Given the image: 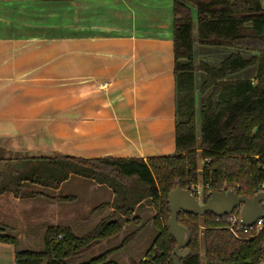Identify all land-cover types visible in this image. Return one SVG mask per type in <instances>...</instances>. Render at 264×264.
Here are the masks:
<instances>
[{
	"label": "trees",
	"instance_id": "16d2710c",
	"mask_svg": "<svg viewBox=\"0 0 264 264\" xmlns=\"http://www.w3.org/2000/svg\"><path fill=\"white\" fill-rule=\"evenodd\" d=\"M195 43L243 50L232 52L218 67L198 63L205 74L200 93L203 100L207 96L199 127L193 96ZM244 52L256 54L243 57ZM173 56L176 116L181 104L187 117L175 122L174 155L146 160L71 155L0 158V242L14 246L15 264H122L113 259L121 251L132 254L137 264H173L175 241L168 228L167 201L171 190L189 189L200 181L204 201L212 190L255 194L264 182V0H173ZM250 65L256 66L253 81L228 79ZM69 177L105 185L113 193L110 203L88 213L113 209L89 230L77 224L75 195L51 196L30 187L58 190ZM143 202L154 212L148 222L157 233L132 253L131 246L145 227L131 215ZM215 218L210 212L179 213L178 221L190 233V253L177 259L179 264H264V224L257 232L236 236ZM130 223L136 226L126 229ZM41 237L43 247L37 249L40 242H35ZM106 240L119 243L101 247Z\"/></svg>",
	"mask_w": 264,
	"mask_h": 264
},
{
	"label": "crops",
	"instance_id": "0c3cea01",
	"mask_svg": "<svg viewBox=\"0 0 264 264\" xmlns=\"http://www.w3.org/2000/svg\"><path fill=\"white\" fill-rule=\"evenodd\" d=\"M197 47L211 49L195 43L194 57ZM200 62L210 64L195 61V109L203 101ZM176 120L173 0H0V158L171 156ZM83 185L85 198L112 201L109 187L81 177L58 190L30 187L58 196ZM94 207L79 203V227L113 210L89 216ZM153 214L143 202L131 217L148 229ZM146 243L138 240L132 253ZM11 245L0 242V255L12 258ZM131 255L118 262L137 264Z\"/></svg>",
	"mask_w": 264,
	"mask_h": 264
},
{
	"label": "water",
	"instance_id": "95a60500",
	"mask_svg": "<svg viewBox=\"0 0 264 264\" xmlns=\"http://www.w3.org/2000/svg\"><path fill=\"white\" fill-rule=\"evenodd\" d=\"M206 196L208 198L204 201L203 197L197 198L188 189L178 186L168 193L167 201L170 210L168 228L175 241L170 254L173 264H179L177 259L185 258L190 253L187 248L190 233L178 221L179 213L203 215L210 212L214 216L222 217L239 209L240 223L245 227L253 225L262 214L261 202L264 201V192L248 197L235 189H220L208 191ZM262 248L264 249V243Z\"/></svg>",
	"mask_w": 264,
	"mask_h": 264
},
{
	"label": "rangeland",
	"instance_id": "374dc122",
	"mask_svg": "<svg viewBox=\"0 0 264 264\" xmlns=\"http://www.w3.org/2000/svg\"><path fill=\"white\" fill-rule=\"evenodd\" d=\"M195 14V13H194ZM195 18V15L193 17V20ZM193 33L195 35L196 33V27H194L193 29ZM209 47L208 48H211L209 49L208 53H205L203 51H200V47H197L198 51H197V54L196 56L194 57L193 56V59L194 61H196L197 58L199 59H202V60H205L207 62H209L210 66L212 67H218L221 62L227 57L229 56L232 52L234 51H238L240 53L243 52V50H240V49H232V47H229V46H218V45H208ZM242 56L244 54H241ZM245 57V56H243ZM255 75H256V66L255 65H250L240 71H237L235 73H232L229 75L228 79L230 80H237V79H248V80H254L255 79ZM206 97H204V100H203V103L202 101L199 102V99L196 100V115H195V121H196V125L197 127H199V113L201 112V109H202V106L203 104L205 103L206 101ZM178 116H177V119L179 121H185L187 119V117L185 116V113H184V110L180 104L179 108H178ZM198 131V130H197ZM77 186V185H75ZM87 190L86 186H80L79 188H74L72 190V192H69L68 194H72V195H75L76 197H78V201L79 203L80 202H83L84 204L86 203L87 206H90V207H93V206H97L99 205V200H96V198H85L84 196V193L85 191ZM147 202V201H145ZM34 208V207H33ZM95 216H98L95 215ZM181 220L183 221H186L187 218L182 216L180 218ZM91 221L92 220H89L86 222V225L87 224H90L91 225ZM93 226L91 225L89 229H91ZM37 231H38V228H37ZM37 231H35L36 235H37ZM156 229L152 226V227H149L148 229H144V231L141 233L140 237L138 238L139 242L141 243V245H143L144 243H149V240L152 236V234H156ZM37 240V238H36ZM40 242V246L39 248L37 249H41L43 247V238L41 237L40 239H38V241H36L35 243H39ZM119 243V241L117 242V240H114V241H110L109 243V247L111 246H115ZM146 243V245H147ZM12 248H13V253H12V258H7V257H4L3 254L0 255V264H15L14 263V246L11 245ZM31 247V246H30ZM129 250V249H127ZM124 254L123 251H121L120 253H116L114 256H113V259L116 260V261H120L119 258ZM117 256V258L115 259V257ZM262 262H264V257L262 259Z\"/></svg>",
	"mask_w": 264,
	"mask_h": 264
},
{
	"label": "built area",
	"instance_id": "2783aa9c",
	"mask_svg": "<svg viewBox=\"0 0 264 264\" xmlns=\"http://www.w3.org/2000/svg\"><path fill=\"white\" fill-rule=\"evenodd\" d=\"M206 189H208V186H206ZM188 190L191 191L197 198L203 197L204 189L200 181L196 185L190 186ZM258 192H264V182L257 187L254 193L256 194ZM261 207V216L256 220L253 225L248 227L241 225L239 209H235L232 213L226 214L222 217L216 216L215 220L217 222H225L227 224L226 227L229 228L236 236H239L241 232L244 234L249 233L252 229L257 232L264 224V201L261 202Z\"/></svg>",
	"mask_w": 264,
	"mask_h": 264
}]
</instances>
